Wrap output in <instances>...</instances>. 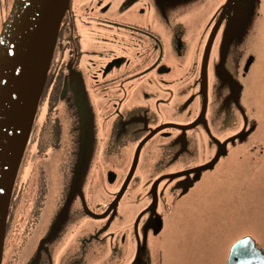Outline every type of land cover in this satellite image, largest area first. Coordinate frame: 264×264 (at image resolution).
Instances as JSON below:
<instances>
[{
    "label": "flooded vegetation",
    "instance_id": "obj_1",
    "mask_svg": "<svg viewBox=\"0 0 264 264\" xmlns=\"http://www.w3.org/2000/svg\"><path fill=\"white\" fill-rule=\"evenodd\" d=\"M214 1L219 4L214 5ZM230 1L177 0L173 19L167 20L155 19L160 12L152 9L150 0L70 1L15 181L2 264H86L79 236L70 240L65 234H38L51 187V168L62 158L64 111L69 120L79 121L75 132H80V155L89 153L93 157L91 168L100 170V153L113 166L107 169L105 187L118 188L102 202L85 181L83 196L76 194L72 201L75 206L69 226L88 218L84 228L102 230L105 239L101 245L120 250L124 259L131 243L139 249L148 247L158 213L164 215L167 205L182 199L184 188L187 192L191 189L197 168H178L177 162L192 160L193 141L197 137L212 139L218 146L214 158L220 151L221 158L229 151L230 139L256 118V90L252 92V87L257 37L250 35L257 33V0H250V9L247 0ZM13 3L0 0V33ZM134 6L139 9L132 19L129 12ZM145 16L153 17L152 21H145ZM87 56L95 63H84ZM84 66H91L88 77ZM81 80L89 82V89L86 95L81 93L78 104ZM246 91L253 93L249 95L252 100L246 99ZM213 106L227 116L220 124L222 130L215 133L210 131L215 119ZM99 122L103 138H98ZM200 125L208 132H190ZM223 135L228 150L219 142ZM125 153L128 169L118 181V172L113 169L124 170ZM128 191L137 192L136 200L129 202L131 210L133 206L137 209L126 216L120 207ZM103 219L106 224L98 222ZM59 221L61 227L67 219ZM94 224L98 225L96 230ZM82 227L78 226L77 234L84 231ZM31 239L36 241L35 252L24 258L29 256L24 251Z\"/></svg>",
    "mask_w": 264,
    "mask_h": 264
},
{
    "label": "rangeland",
    "instance_id": "obj_2",
    "mask_svg": "<svg viewBox=\"0 0 264 264\" xmlns=\"http://www.w3.org/2000/svg\"><path fill=\"white\" fill-rule=\"evenodd\" d=\"M217 2L214 1V5H218ZM150 3H152V9L155 7L156 12H160L159 18L155 17L156 20H167L168 17L173 19V9L178 6L177 0H150ZM256 7L257 33L250 35L251 38L257 37V65L253 76L255 86L252 87V92L256 90L254 104L256 105L254 109L256 120H252L247 128H243L230 139L229 151L224 153L221 158L219 154L221 151L214 158L218 146L212 139L197 137L193 141L194 157L192 160L177 162L178 168L186 165L197 168L191 177L193 179L190 185L191 189L189 188V192H187L184 188L182 199L167 205L164 215L158 213L159 219L154 227V237L152 236L153 238L149 242L147 241L148 247L139 249L138 246L136 248L135 244L131 243L128 255L124 259L120 250L111 251L107 246L101 245L105 239L102 236V230L93 232L91 229L84 228V225H88V218H83L80 225L75 223L74 227L73 225L69 226L75 206L72 201L76 194L83 196L85 181L86 187L88 189L92 187L96 198L102 202L108 201L110 194L118 188L108 189L105 187L108 182L107 169L113 166L109 165V162L104 160L100 153L98 154L100 170L96 166V168H91L93 157H90L89 153L80 155V148H82L80 132L78 130L75 132L79 121L78 119L69 120V116L63 108L64 113L61 115L64 124L62 158L54 165L56 157L52 159L51 187L46 208L38 224L39 236L49 233L55 236L65 234L70 240H75V237L79 236L80 243L85 246L84 262L86 264H128L133 259L131 264H227L232 246L245 236L252 237L258 248L264 252V0H257ZM138 9V6H134L130 10L132 19L135 18V11ZM152 9L147 7L150 16H152ZM152 19L153 17L145 16V21H152ZM86 58L88 61H84V63L89 65L96 61L88 56ZM90 68L91 66H84L85 77H88ZM88 89L89 82L81 80L76 98L78 104L82 101V95L87 94ZM252 92L246 91L247 100H252L249 98V95H253ZM249 107L253 109L251 105ZM237 109L240 114H244L240 106ZM212 111L215 117L214 123L211 125L212 129L206 125L208 131L210 129L215 133L222 130L220 124L225 122L227 116L224 117L222 109L218 106H213ZM44 115L43 111L39 121H42ZM217 122L218 125L215 124ZM99 126H101V122L98 124V138H103L105 134L103 130L100 131ZM236 129L238 130V128ZM207 130L203 125H200L190 132L204 133L208 132ZM224 138L225 135L219 139V142L228 150V143L223 140ZM220 140H223V143ZM137 142L135 140L133 149ZM88 144V139H85L84 149H88ZM125 158L121 167L124 170L113 169L118 172V181L124 179L128 169L126 168L127 153H125ZM212 158L214 159L209 162ZM115 166H117L116 163ZM62 195L64 200L59 201ZM136 195V191L134 193L128 191L125 194L120 213L126 216L134 214V210L137 208L133 206V210H131L129 202L135 201ZM61 219H67V222L58 227ZM98 222L107 223L104 219L98 220ZM81 225H83L84 231L77 234L78 226ZM97 227L98 225H93V229L96 230ZM130 240L131 237H127L126 243ZM35 243L36 241L33 239L29 241L27 249L24 251L29 256L24 258L31 256Z\"/></svg>",
    "mask_w": 264,
    "mask_h": 264
},
{
    "label": "water",
    "instance_id": "obj_3",
    "mask_svg": "<svg viewBox=\"0 0 264 264\" xmlns=\"http://www.w3.org/2000/svg\"><path fill=\"white\" fill-rule=\"evenodd\" d=\"M70 1L14 0L0 33V264L15 181ZM227 264H264V252L245 236L232 246Z\"/></svg>",
    "mask_w": 264,
    "mask_h": 264
}]
</instances>
